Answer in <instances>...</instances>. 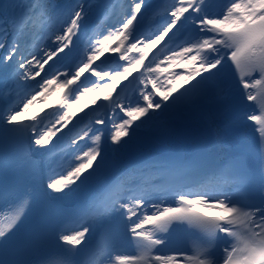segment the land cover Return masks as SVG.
I'll return each instance as SVG.
<instances>
[{
  "label": "snow or ice",
  "instance_id": "1",
  "mask_svg": "<svg viewBox=\"0 0 264 264\" xmlns=\"http://www.w3.org/2000/svg\"><path fill=\"white\" fill-rule=\"evenodd\" d=\"M91 7L88 0H0V201L19 206L15 220L0 228V264H40L48 239L78 252L93 233L115 239L117 226L146 252H159L168 240L156 230L164 233L181 223L199 230L195 254H116L112 264H264V114L245 110L257 99L253 90L264 86V0H225L222 6L174 0L151 35L140 31L151 14L148 0H127L121 19L88 38L83 59L66 63ZM37 20L53 22L39 44ZM157 46L160 51L150 55ZM107 59H115V70L101 67ZM202 84L222 85L240 107L241 119L259 126L258 159L229 163V182L238 192L189 184L158 187L143 179L150 169L166 174L214 169L210 148L191 158L129 155L139 129L153 122L170 129L168 114L194 108L197 101L189 92ZM23 89L31 92L21 96ZM64 90L55 119L45 123L46 117L30 115L37 102ZM102 92L110 109L80 129L77 136L85 145L67 166L58 165L54 141L84 121L85 109L96 106ZM106 150L113 160L108 174L84 199L72 200L105 167ZM68 220L75 225L70 231L60 227Z\"/></svg>",
  "mask_w": 264,
  "mask_h": 264
},
{
  "label": "bare ground",
  "instance_id": "2",
  "mask_svg": "<svg viewBox=\"0 0 264 264\" xmlns=\"http://www.w3.org/2000/svg\"><path fill=\"white\" fill-rule=\"evenodd\" d=\"M78 50L79 49H76L74 51V55H76L78 53ZM220 92L222 93V90H220ZM221 96H222V94L220 95V97ZM218 97L219 96H215V97H213V99H207V100H196L197 103L194 106V108L183 109L181 111L180 115H182V113H184L187 115L186 119L192 120V118H196L200 114V112L202 111V108H201L202 106L203 107L204 106H212V103H213L212 100H215ZM59 98L60 97L58 95V91H54L50 99L37 102V104L34 105L33 108L31 109L30 115L39 114V116L37 117L38 120L40 117H46V118L51 117L55 113L53 111L56 108V106L58 105L57 99H59ZM42 109L44 111H42ZM82 114L83 113H78V117L81 116ZM178 117H180V116L169 115L166 118H170L173 121L175 118H178ZM157 124H158V122H153L152 124L147 125L145 127H142L141 129H139V131L137 133V137L135 138V142L132 145V147L129 149V152L140 147V146H144V145H146V146L147 145L148 146H151V145L155 146V145H159V144H169V145L175 144L176 145L178 140H179L178 131H176L172 125H171V128L168 130H161L157 127ZM112 162H113L112 157L106 156L105 167L97 174L96 178L100 177L101 174L103 172H105L106 170H109ZM82 190H83V188H82ZM80 192H78V193H80ZM78 193H76L75 195H77Z\"/></svg>",
  "mask_w": 264,
  "mask_h": 264
},
{
  "label": "rangeland",
  "instance_id": "3",
  "mask_svg": "<svg viewBox=\"0 0 264 264\" xmlns=\"http://www.w3.org/2000/svg\"><path fill=\"white\" fill-rule=\"evenodd\" d=\"M62 2L69 3L70 1H69V0H62ZM165 17H166V16L160 18L158 21H161V19H163V18H165ZM156 21H157V20L153 19L151 22L153 23V22H156ZM51 24H53L52 21H51ZM48 31H49V30H48ZM48 31H45L44 34H43L41 37H46ZM37 43L39 44V39L37 40ZM33 84H34V82H33ZM66 94H67V93H66ZM66 94H64L63 92H59V91H58V95H59L60 98L57 99V100H58V101H62V100L64 99V96H65Z\"/></svg>",
  "mask_w": 264,
  "mask_h": 264
}]
</instances>
